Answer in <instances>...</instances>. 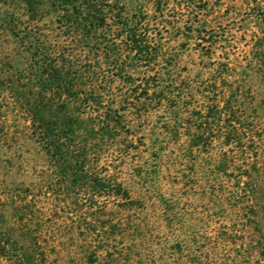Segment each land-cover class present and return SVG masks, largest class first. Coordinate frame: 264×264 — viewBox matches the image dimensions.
<instances>
[{"label": "trees", "instance_id": "16d2710c", "mask_svg": "<svg viewBox=\"0 0 264 264\" xmlns=\"http://www.w3.org/2000/svg\"><path fill=\"white\" fill-rule=\"evenodd\" d=\"M134 1L51 0L57 15L40 26L36 0H21L28 21L9 28L19 52L0 71L18 131L9 137L0 129V142L33 144L44 166L40 178L49 185L57 179L72 205L66 234L79 228L91 236L82 246L90 261L121 225L94 210L104 196L126 212L131 228L146 226L134 224V211L156 204L167 211V227L179 224L177 238L158 243L163 264H264V154L257 140L264 128V1L244 0L252 9L244 13L221 0ZM167 28L181 41L166 37ZM239 28L250 30L252 44L240 58L231 33ZM192 42L200 58L194 74L181 64ZM124 166L126 179H137L136 197L108 180L118 179L110 169ZM157 179H170L171 189L205 179L217 201L229 202L230 223L212 235L184 227L173 194ZM45 232L33 201L0 198V259L41 262ZM132 254L108 255L128 262Z\"/></svg>", "mask_w": 264, "mask_h": 264}, {"label": "rangeland", "instance_id": "374dc122", "mask_svg": "<svg viewBox=\"0 0 264 264\" xmlns=\"http://www.w3.org/2000/svg\"><path fill=\"white\" fill-rule=\"evenodd\" d=\"M50 1L36 0V7L40 13L38 17L40 26L51 24L57 15L56 7L52 6ZM221 2L223 6H235L240 13L252 12V9L247 8L244 0H221ZM127 3L135 5L134 0L132 2L127 0ZM148 11L151 13L150 10ZM27 18L28 15H25L21 0H0V71L10 67L12 60L19 52L16 38L9 30L10 26L17 21H28ZM231 33H233L235 55L240 58L245 51L251 49L252 44L248 35L250 30L244 34L239 28L232 30ZM163 34L166 37L173 35L170 28ZM170 38H174L177 43L181 41V38L176 35ZM184 49L181 64L187 63L194 74L198 69L194 65V61L200 59L199 50L195 49L193 42L185 46ZM4 85L5 81L0 78V129H4L11 137L18 131L14 126L18 112L5 92ZM155 118L151 117L150 122ZM19 123H22V120ZM257 140L259 151L264 154V128L260 130ZM0 145L1 200L9 199V196L13 195L14 199L23 197L27 201H33L37 219L46 230L45 235L48 240L43 242L44 257L37 264H163L159 258L158 243L162 239L177 238L180 235V230L178 229L179 224L171 227L166 226L164 219L167 211H164L162 207L156 204L155 208L148 209L143 213L134 211L135 216L138 217L134 224L144 221V225H146L144 228L142 225L140 229H136V227L131 228L126 225V212L119 209L112 198L104 196L98 198L94 210L102 213L101 219L113 216L114 219H120L121 225L117 234L109 240L108 246L98 252V257L94 258V261H90L82 246L91 239V236L83 237L84 230L79 228H74L71 235L66 234L65 227L71 223V217L75 216L71 209L72 205L69 199L63 200L64 194L58 193L57 185H54L57 183V179H54L52 185H49L51 179L40 178L39 174L44 166L33 144L26 141L22 147H19L11 141L8 143L1 141ZM134 153L136 151L131 152V154ZM115 154L114 151L108 153L106 157L102 158L101 164L106 161L105 159H112ZM109 172L116 173L118 179L108 180L122 182L123 186L132 192V196L136 197L138 190L135 182L137 179H126L127 167L120 168L118 172L110 169ZM168 180L170 179H157L156 185L162 189L163 193L173 194L171 197L173 213L181 219L184 227L194 225L197 230L212 235L220 225L230 223L227 216L230 211L229 202L224 196L220 201H217L205 179H197L193 188H185L182 183H179L173 189L169 187ZM80 196L85 197L86 194L83 193ZM222 210L224 211L221 213ZM217 250L221 253L224 251L222 247ZM128 251L133 253L132 259L128 262H112L108 255L109 252L116 256V252L125 254ZM0 264L17 263L2 258Z\"/></svg>", "mask_w": 264, "mask_h": 264}]
</instances>
